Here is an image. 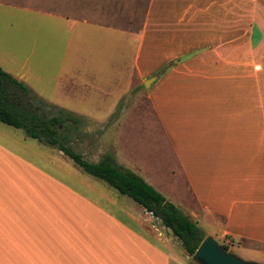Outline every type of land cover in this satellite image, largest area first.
I'll use <instances>...</instances> for the list:
<instances>
[{
	"label": "crops",
	"instance_id": "obj_1",
	"mask_svg": "<svg viewBox=\"0 0 264 264\" xmlns=\"http://www.w3.org/2000/svg\"><path fill=\"white\" fill-rule=\"evenodd\" d=\"M41 2L119 33L122 47L136 37L127 78L155 81L139 91L119 122L113 145L118 162L207 236L226 240L230 252L264 259L263 20L250 34L260 54L254 68L250 53L225 50L227 40L215 49L216 24L229 9L224 0ZM22 69L5 70L22 80ZM89 70L91 78L97 75ZM70 78L57 82L64 94L71 93ZM76 78L71 95L83 100L95 93L101 105L127 90L93 92ZM115 110L94 115L96 125L107 124ZM81 173L59 149L0 121V264H185L143 206L118 191L122 197H113L106 182Z\"/></svg>",
	"mask_w": 264,
	"mask_h": 264
},
{
	"label": "rangeland",
	"instance_id": "obj_2",
	"mask_svg": "<svg viewBox=\"0 0 264 264\" xmlns=\"http://www.w3.org/2000/svg\"><path fill=\"white\" fill-rule=\"evenodd\" d=\"M29 1L31 2L0 0V67L4 71L8 68L16 72L23 68L21 73L25 76L20 81L33 93L48 105L72 112L78 117L81 120L78 131L69 132V141L66 144L82 154L85 160L97 163L105 154L113 152L115 133L123 114L135 101L139 91L146 88V82L142 84L137 81L136 76L128 80L125 73V67H132L136 37L129 36L124 39L122 47L119 33L115 36L113 31L101 30L94 23L85 24L79 13L61 15L62 11L52 7V4L41 2L42 0ZM224 1V7L229 6V9L220 15L219 24L215 21L219 27L215 30V49L218 43L227 40L230 43L224 48L230 55L250 53L253 56L252 64L256 68L260 55L256 44L259 37H256L254 46L250 42V34L254 25L258 27L261 19L264 22V0H245V5L244 0ZM92 68L97 75L93 74L91 78L89 69ZM77 70L82 73L74 77ZM67 74L71 76L68 81V90L71 93V80L76 77L85 88L89 87L93 92L97 88L120 87L123 91L127 90L117 99L102 105L95 102V93L80 100L78 95L74 98L71 93L64 94L61 85L58 86L59 79L61 82ZM113 106L116 110L109 121L105 120L108 123L96 125L99 122L93 118L99 117L94 115L103 117ZM80 110L89 115L80 114ZM49 111V116L58 113L55 109ZM81 174L97 182L93 177ZM102 186L113 197H122L109 184L104 183ZM125 198L130 199L127 196ZM155 224L171 239L175 249L179 250L182 261L185 264H195L179 239L158 219ZM215 240L230 248L226 240L220 241L217 237ZM232 251L245 261L264 264V259L258 253H247L237 248Z\"/></svg>",
	"mask_w": 264,
	"mask_h": 264
},
{
	"label": "trees",
	"instance_id": "obj_3",
	"mask_svg": "<svg viewBox=\"0 0 264 264\" xmlns=\"http://www.w3.org/2000/svg\"><path fill=\"white\" fill-rule=\"evenodd\" d=\"M51 109L58 113L49 116ZM0 121L22 129L29 137L45 145L59 149L85 173L106 182L120 194L131 197L170 229L189 255H194L207 237L198 223L192 221L179 207L168 201L141 176L122 166L114 151L93 163L69 148L66 144L69 141V132L78 131L81 120L72 112L48 105L24 82L1 67ZM222 246L229 251L228 246Z\"/></svg>",
	"mask_w": 264,
	"mask_h": 264
},
{
	"label": "water",
	"instance_id": "obj_4",
	"mask_svg": "<svg viewBox=\"0 0 264 264\" xmlns=\"http://www.w3.org/2000/svg\"><path fill=\"white\" fill-rule=\"evenodd\" d=\"M155 78L146 81L147 88ZM195 264H261L258 262L245 261L236 254L227 251L215 238L207 236L199 245L194 255H189Z\"/></svg>",
	"mask_w": 264,
	"mask_h": 264
}]
</instances>
